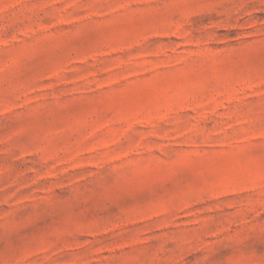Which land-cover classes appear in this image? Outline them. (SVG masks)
I'll return each mask as SVG.
<instances>
[{
	"label": "rangeland",
	"instance_id": "obj_1",
	"mask_svg": "<svg viewBox=\"0 0 264 264\" xmlns=\"http://www.w3.org/2000/svg\"><path fill=\"white\" fill-rule=\"evenodd\" d=\"M0 264H264V0H0Z\"/></svg>",
	"mask_w": 264,
	"mask_h": 264
}]
</instances>
